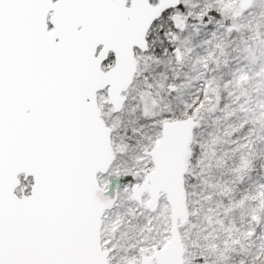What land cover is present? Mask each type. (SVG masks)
<instances>
[{
	"label": "snow or ice",
	"instance_id": "6c2138e0",
	"mask_svg": "<svg viewBox=\"0 0 264 264\" xmlns=\"http://www.w3.org/2000/svg\"><path fill=\"white\" fill-rule=\"evenodd\" d=\"M189 7L187 0H0V264H95L94 185L106 181L111 193L140 179L134 170L100 171L108 98L119 91L130 52L138 60L168 55L157 47L167 42L178 55L177 17L213 20L214 7L199 17Z\"/></svg>",
	"mask_w": 264,
	"mask_h": 264
},
{
	"label": "rangeland",
	"instance_id": "374dc122",
	"mask_svg": "<svg viewBox=\"0 0 264 264\" xmlns=\"http://www.w3.org/2000/svg\"><path fill=\"white\" fill-rule=\"evenodd\" d=\"M241 1L187 0L193 16L214 7L213 20L177 17L178 55L165 42L168 55L137 59L121 112L104 111L110 168L140 177L119 185L102 218L108 264H143L169 242L165 197L147 210L148 196L132 189L153 171L162 126L185 120L196 126L184 162L183 264H264V0Z\"/></svg>",
	"mask_w": 264,
	"mask_h": 264
},
{
	"label": "water",
	"instance_id": "95a60500",
	"mask_svg": "<svg viewBox=\"0 0 264 264\" xmlns=\"http://www.w3.org/2000/svg\"><path fill=\"white\" fill-rule=\"evenodd\" d=\"M248 1L242 0L241 8L247 7ZM141 40H143V34ZM129 61L126 70L121 73L118 84L119 91L108 98L114 114L121 112L125 98L120 93L123 92L124 94L128 90L135 74V59L131 52ZM103 82H110L107 74L103 76ZM99 114L100 111L98 110ZM100 125L104 128L102 120ZM195 126L193 120L165 123L159 142L149 153L153 163V171L145 176L144 181L139 186L132 189L135 199L143 195L148 196L147 210H152L157 206L160 196L165 197L170 209V240L163 249L155 252L147 260H143V264H183L184 250L178 227L187 219L183 200L184 160L188 154L192 131ZM110 133L109 128H104L100 171L109 169L114 160L109 138ZM94 187V208L89 224L90 252L95 264H108L109 253L102 249L100 230L102 218L116 203L118 187L113 185L111 193L106 191L107 187L101 188L100 185H94Z\"/></svg>",
	"mask_w": 264,
	"mask_h": 264
},
{
	"label": "flooded vegetation",
	"instance_id": "af4514ba",
	"mask_svg": "<svg viewBox=\"0 0 264 264\" xmlns=\"http://www.w3.org/2000/svg\"><path fill=\"white\" fill-rule=\"evenodd\" d=\"M165 25H166V23H165ZM160 39H162V38H157V40H160ZM158 45L159 44H157V47H158ZM161 45V44H160ZM135 59V73H136V67H137V59L136 58H134ZM134 76H135V74H134ZM163 127V126H162ZM186 159V158H185ZM184 162H185V160H184ZM144 196V195H143ZM133 198H135L134 196H133ZM184 209H185V207H184ZM187 220V219H186ZM185 223V222H184ZM161 250V249H160ZM104 251V250H103ZM157 252V251H156ZM146 260V259H145Z\"/></svg>",
	"mask_w": 264,
	"mask_h": 264
},
{
	"label": "trees",
	"instance_id": "16d2710c",
	"mask_svg": "<svg viewBox=\"0 0 264 264\" xmlns=\"http://www.w3.org/2000/svg\"><path fill=\"white\" fill-rule=\"evenodd\" d=\"M169 26L166 24L165 25V30H167V28H168ZM166 47V45H164V44H159L158 45V48H160L161 50L163 49V48H165ZM167 48V47H166ZM158 55H160L161 54V52H156Z\"/></svg>",
	"mask_w": 264,
	"mask_h": 264
}]
</instances>
